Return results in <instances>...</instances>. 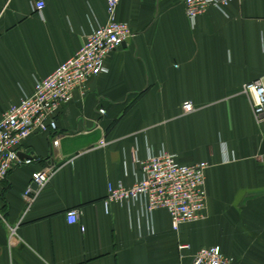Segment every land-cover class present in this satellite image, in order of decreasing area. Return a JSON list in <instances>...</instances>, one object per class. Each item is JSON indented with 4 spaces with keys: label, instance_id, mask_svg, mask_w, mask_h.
<instances>
[{
    "label": "crops",
    "instance_id": "0c3cea01",
    "mask_svg": "<svg viewBox=\"0 0 264 264\" xmlns=\"http://www.w3.org/2000/svg\"><path fill=\"white\" fill-rule=\"evenodd\" d=\"M35 1L0 0V119L109 19L106 0H44L41 12ZM116 18L135 36L61 106L59 143L32 133L19 153L33 161L0 185V264H193L211 245L264 264V121L243 91L264 76V0L209 7L194 21L184 0H120ZM185 101L195 109L185 113ZM163 147L182 163H210L205 217L174 229L163 208L106 210L108 184L132 185L135 155ZM48 165L55 172L29 203L23 193Z\"/></svg>",
    "mask_w": 264,
    "mask_h": 264
},
{
    "label": "built area",
    "instance_id": "2783aa9c",
    "mask_svg": "<svg viewBox=\"0 0 264 264\" xmlns=\"http://www.w3.org/2000/svg\"><path fill=\"white\" fill-rule=\"evenodd\" d=\"M235 0H184L187 16L194 21L209 7L225 12ZM120 0H106L109 19L96 26L87 36L85 43L74 55L63 61L47 76L38 79L31 94H25L17 103L11 104L0 119V185L9 173L21 164H29L33 157L20 156L19 147L34 132L54 134L52 142L57 145L58 134L56 115L61 106L73 96L75 88L84 93L86 81L105 70V60L114 49L122 46L135 36L130 25L116 18ZM44 0H36L34 9L42 11ZM243 91L250 95L254 117L264 121V76L247 82ZM185 113L193 111L191 101L182 105ZM100 109V112H104ZM103 138L99 145L105 146ZM138 165L137 177L132 185L122 181L108 184V195L104 201L106 210L112 201L120 203H140L149 213L155 209H166L171 217L172 226L178 229L184 222L196 221L205 217L207 206L206 170L210 163L201 160L186 164L179 161L176 153L163 147L150 152L145 158L134 157ZM55 172L53 165L37 171L23 196L31 203ZM36 184L35 188L33 184ZM80 210L67 211L70 223H77ZM3 214L0 208V222ZM181 243L179 249L188 248ZM193 264H238L235 257L226 255L218 245L203 246L197 250Z\"/></svg>",
    "mask_w": 264,
    "mask_h": 264
},
{
    "label": "water",
    "instance_id": "95a60500",
    "mask_svg": "<svg viewBox=\"0 0 264 264\" xmlns=\"http://www.w3.org/2000/svg\"><path fill=\"white\" fill-rule=\"evenodd\" d=\"M33 186H34L35 188L37 187V185H36L35 183L33 184Z\"/></svg>",
    "mask_w": 264,
    "mask_h": 264
}]
</instances>
